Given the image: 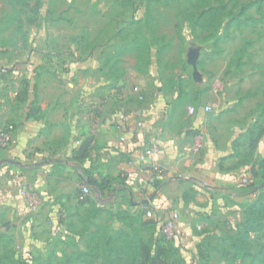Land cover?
Wrapping results in <instances>:
<instances>
[{"label":"crops","instance_id":"obj_1","mask_svg":"<svg viewBox=\"0 0 264 264\" xmlns=\"http://www.w3.org/2000/svg\"><path fill=\"white\" fill-rule=\"evenodd\" d=\"M89 2L96 4L97 0ZM141 2L130 0L131 14L122 19L126 15L123 8L117 16V22L125 23L124 27H118L85 52L77 37L69 41L67 49L57 51L51 39L67 43L69 31H55L51 27L47 28L48 35L43 36V40L48 39L43 49L31 45L28 53H20L10 61L0 56V120L12 122L15 127L14 143L0 152V171L2 174L8 169L14 174L22 169L26 173L14 175L17 185L9 188L0 202L5 206L10 202L8 213L19 218L18 185L31 182L44 196L40 209L50 223L49 229L57 228L63 235L72 228L79 230L77 225L85 216L82 208L90 204L113 213L118 209H145L143 218L152 219L155 227L176 211L174 242L185 246L194 261L204 254L210 264H216L215 258L224 260L225 256L229 257L228 264H241L248 258L233 259L231 249L221 253L206 240L234 233L245 205L259 197L263 185L262 182L255 193L247 195L236 191V187L255 179L251 169L257 170V165L253 164L264 158V134L256 143L258 138L249 132L254 126V115L245 107V101L253 96L252 83L247 79L234 81V97L214 101L208 112L196 107L191 115L181 108L190 95L168 89L175 78L152 73L160 85L155 97L148 96L149 88L141 77L148 75L151 64L159 68L157 47L144 57L142 76L132 68L138 73L134 77L119 63L139 45L121 43L111 51L115 39L126 34L130 21L134 24L145 19L143 13H136V4ZM4 49L0 47V51ZM189 53L187 50L186 62L192 65ZM102 70L108 72L107 78ZM239 91L243 93L237 97L235 93ZM139 95L144 96L143 101H138ZM78 105L81 110H74ZM33 107L36 110L31 112ZM122 114L126 121L121 129ZM244 116H248L246 123L239 124V117ZM139 117L156 130L149 137L155 136L160 145L158 154L145 163L136 156L144 143L135 126ZM225 123L226 136L221 138ZM202 135L205 142L197 153H192V144ZM84 141L86 155L75 158V150ZM151 166L157 169V175L146 169ZM89 173L112 178L118 190L110 195L101 194L88 185L91 202H78L75 190L85 185ZM141 176L148 181L144 185L138 182ZM242 179L247 181L241 183ZM148 211L151 216L146 215ZM256 238L257 232L249 233V241Z\"/></svg>","mask_w":264,"mask_h":264},{"label":"rangeland","instance_id":"obj_2","mask_svg":"<svg viewBox=\"0 0 264 264\" xmlns=\"http://www.w3.org/2000/svg\"><path fill=\"white\" fill-rule=\"evenodd\" d=\"M129 1L109 0L108 4H104L97 0L96 4H91L89 0H0V47H5L0 51V56L10 61L17 59L20 53H28L31 45L36 49H43L48 41L47 38L43 40V36L48 35L47 28L51 27L55 31H69L67 43L59 42L54 37L51 39V44L57 51L67 49L69 41L72 42L77 37L85 52L91 45L105 40L109 33L117 31L118 27H124L125 23L117 22V16L123 8L126 15L122 19L131 14ZM135 1H142L141 5L136 4V13H143L145 19L134 24L130 21L124 32L126 34L115 39L111 51L121 43L134 42L140 48L131 49L120 60V66L129 69L131 77L138 74L137 70L142 76V70H145L144 57L157 47L159 68L156 69L151 64L148 67L150 70L147 69L148 75L141 77L149 88L148 96L155 97L158 94L156 87L160 85L152 73L157 71L163 78H175L168 89L171 87L177 94L184 92L190 95L187 103H182L181 108L185 113L188 107L203 108L204 104L211 105L218 99L233 96V82L247 79L252 83L253 96L245 101V107L251 109L253 123L261 130L256 137L258 143L264 134V0ZM250 1L252 3L248 4ZM205 3L214 4L218 11L222 10L215 17L221 20L219 27L194 25L198 19L195 15L204 8ZM256 6H260V9L256 10ZM187 50L195 60L194 66L186 62ZM169 62H172L170 66ZM102 75L106 78L109 76L106 70H102ZM208 90L212 93L206 92ZM239 92L235 93L237 97L243 93ZM73 109L81 110L79 105ZM247 117H239L238 123H246ZM232 121L231 119L230 122ZM227 126L228 123L223 124L221 138L226 136ZM204 142L205 139L202 138V144ZM25 174L22 169L14 174L8 169L2 174L0 171L1 202L6 192H9L8 189L18 183L14 180V175ZM261 190L264 194V182ZM40 195L41 201L36 212L28 211L17 196L21 211L17 219L8 213L10 202L7 204L9 206L0 202V258L5 264H129L128 253L122 249L123 238L117 239L118 243H106L104 231H99L100 239L94 240V226L92 220L87 218L91 215L90 207L82 208L85 216L80 220V225H77L79 230L74 231L72 228L66 235L57 228L51 231L50 223L45 220L40 209L44 202L41 192ZM12 199L16 205L17 200L14 196ZM261 203L264 205V195ZM260 215L262 226L257 231V238L249 243L254 260L248 258L241 264H264V212ZM109 220L110 217L102 213L97 222L105 223ZM154 233L159 234L156 227ZM147 235L143 238L147 239ZM225 238L226 236H210L206 241L223 253L229 249ZM164 245L166 248L163 257L169 264H203L206 261L199 258L194 261L191 252L187 253L185 246L174 240L164 242ZM221 261L228 264L229 257L225 256L224 260L215 258L216 264Z\"/></svg>","mask_w":264,"mask_h":264},{"label":"trees","instance_id":"obj_3","mask_svg":"<svg viewBox=\"0 0 264 264\" xmlns=\"http://www.w3.org/2000/svg\"><path fill=\"white\" fill-rule=\"evenodd\" d=\"M251 3L252 1L248 4ZM259 9L260 6H256V10ZM220 10L218 11V8L214 4L205 3L204 8L195 15L198 16V19L195 20L194 25H201L203 27L214 25V28L219 27L221 20H217L215 17ZM33 110H36V108L33 107L31 112ZM257 129L259 128H256L255 125L251 126L249 128V132L251 133L250 136L257 137L261 131L260 129ZM86 145V141H84L75 150V158H83L86 155ZM254 165H257V170L252 168L251 173L255 179L247 184L236 187V191L241 195L255 193L256 187L264 182V159L256 161L253 166ZM146 169L153 175H157V169L155 167L151 166ZM85 185H91L101 194L106 193L110 195L114 189L118 190L117 187L113 185L112 178L108 176H94L90 173L87 174ZM82 186L83 185L75 190V196L78 202H91L89 197L90 193L84 195L81 190ZM263 195V191L260 190L259 197L245 205L242 221L237 224L234 233L226 235L225 240L228 243V248L232 250L233 259L238 258L242 260L250 258L251 261L254 260V255L249 250L250 241L248 240V236L250 232H257L262 226V217L260 214L264 212V205L261 203ZM90 208L92 209L90 211L91 215L87 216V218L92 220L94 226V230L92 231L94 240L100 239L99 231H104V236L107 238L106 243L111 241H117L118 243L117 239L123 238L122 249L128 253L129 264H169L163 257L166 248L164 242H169V240H166L160 233H154V221L149 218H143L145 209H140L137 212L118 209L113 213L111 210L99 207L95 204H90ZM103 212L110 217V220L105 223H99L97 222L98 216ZM145 234H148V237L146 236L147 239L143 238ZM199 259L206 260L203 264L209 262L208 256H205L204 254H200ZM0 264H5L1 258Z\"/></svg>","mask_w":264,"mask_h":264},{"label":"built area","instance_id":"obj_4","mask_svg":"<svg viewBox=\"0 0 264 264\" xmlns=\"http://www.w3.org/2000/svg\"><path fill=\"white\" fill-rule=\"evenodd\" d=\"M138 101H143L144 96L139 95ZM203 110L206 112L211 110V105L203 106ZM196 112L194 107H188L187 113L194 114ZM120 126L123 128L126 116L124 114L120 115ZM136 130L138 131L140 137L143 139L142 146L138 149L136 154L139 162L145 163L148 159H153L158 152L160 151V145L155 136L149 137L151 131H156L154 128H150L144 122V120L139 117L135 121ZM15 127L12 122L0 120V152L9 148L15 141ZM202 147V137L199 136L196 138L192 144L190 150L192 153H197ZM247 179H242L241 183H245ZM138 182L142 185L146 184L148 181L143 176L138 178ZM82 193L88 194L89 189L86 185L81 187ZM18 196L19 199L24 203L26 209L30 212H36L40 201L41 195L37 188L29 181H22L18 185ZM147 216H151V212L148 211ZM177 221L178 213L176 211L171 212L166 218L159 221L156 225L158 232L164 236L166 240H175L177 238Z\"/></svg>","mask_w":264,"mask_h":264},{"label":"water","instance_id":"obj_5","mask_svg":"<svg viewBox=\"0 0 264 264\" xmlns=\"http://www.w3.org/2000/svg\"><path fill=\"white\" fill-rule=\"evenodd\" d=\"M189 62H191V64L194 66L195 60H194V58H193L191 52L189 53ZM7 162H9V163H13V164H19L18 161H15V160H13V159H7Z\"/></svg>","mask_w":264,"mask_h":264}]
</instances>
